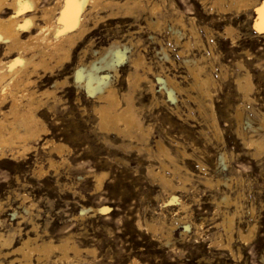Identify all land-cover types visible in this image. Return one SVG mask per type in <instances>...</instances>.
Here are the masks:
<instances>
[{"label":"rangeland","instance_id":"374dc122","mask_svg":"<svg viewBox=\"0 0 264 264\" xmlns=\"http://www.w3.org/2000/svg\"><path fill=\"white\" fill-rule=\"evenodd\" d=\"M152 1L142 0L143 6L129 14L111 18L107 12L98 14L103 18L90 38L75 46L74 59L47 78L36 79L37 90L52 89L61 100L42 116L48 130L32 143L34 148L23 155L9 152L0 159V232L15 234L13 247L0 246V264H19L15 260L19 255L11 251L37 233L40 242L69 240L82 252L70 250L65 256L57 249L46 259L34 254L30 264H133L134 260L139 264H264V149L247 143L251 138L264 139V33L256 28L258 13L254 8L231 6V0L220 2L228 8L225 12L215 4L219 0H154L163 13L158 15L163 20L159 31L148 24L156 20L149 12ZM181 16L184 25L177 23ZM229 26L236 30L234 36L226 32ZM115 39L127 44L131 60L141 53L152 69L148 79L133 89L148 131L144 140L101 128L95 107L102 102L74 83L82 51L88 50L84 61L89 63L95 58L92 50ZM130 62L118 65L117 76L110 72L119 96L131 90L129 79L135 68ZM198 63L213 80L210 96L193 86L191 70ZM249 75L252 86L240 88ZM166 76L181 88L175 90V101L159 80ZM50 139L64 144L60 157L46 144ZM158 142L174 159L160 153ZM151 168L168 175L174 190L150 174ZM99 174L104 175L100 188L96 186ZM228 215L234 217L231 231L225 224ZM150 224L160 226L158 233L148 228ZM245 235L249 240L243 239Z\"/></svg>","mask_w":264,"mask_h":264},{"label":"bare ground","instance_id":"6f19581e","mask_svg":"<svg viewBox=\"0 0 264 264\" xmlns=\"http://www.w3.org/2000/svg\"><path fill=\"white\" fill-rule=\"evenodd\" d=\"M153 1L151 2L150 6H149V12L151 13L153 18H156V20L150 19V21H148V24L151 28H153L155 30L158 28V30H159V28H162L161 25L163 24L162 18H160L158 16L161 13V12L159 13V11H160L159 10L160 9L159 4L160 3L158 4V2H153ZM162 1H164V0H162ZM222 1L223 0H219L218 2H215V4H218L219 8L221 10L223 9L222 11L225 12V10H227L228 8L225 9L223 7V5L220 3ZM200 2H201V0H200ZM262 2H260L259 0H231L230 5L231 6L234 5L238 9H245V10H247L249 7L254 8L256 10V12L258 13V19L256 22V28L258 29V25H259L260 19H261L260 13L258 10L261 7H264V2L263 3ZM149 3H150V1H149ZM205 3H207V2H205ZM145 4H146V2H145ZM142 6H143L142 0H75V3H73L72 5H69L66 2V0H52L51 2H47V0H0V159L5 158V156L8 155L9 152H11L10 155H12V156H15L16 154H22L23 155V153L26 151L29 152L33 146L32 143L41 137V133L47 132V130H48L44 124V121L42 120V118H43L42 116L44 114H46V112H47L46 110H51L52 108L54 109L56 107V104L61 99L59 98L60 96L57 97L58 95L52 89H50V90L47 89L44 91L37 90L36 89V85H37L36 79L47 78L48 75L54 73L55 69H57L59 66H62L64 63H69L71 61V59H74V58H72V56H73L72 52H74L73 49L75 48V46L77 44H80V42H82L86 38H88L93 33L94 29L97 27L98 20L100 18H103V16L99 17L98 14L103 13V12H107V13H109L108 15L111 18V16L118 15L121 12H123L124 14L133 13V11L135 9L142 7ZM166 8L167 7H165V9ZM170 9H167V10H170ZM140 10H138V12H140ZM141 11H144V10H141ZM169 12L171 13V11H169ZM178 12H179V10H178ZM245 12H248V11H245ZM167 13H168V11H167ZM173 13H176V15L178 14L177 12H173ZM162 14L163 13H161V15ZM141 15H142V13H141ZM133 16L135 17V14H133ZM179 16H180V14H179ZM117 18H119V17H117ZM114 19H115V17H114ZM182 19H183V16L178 18L177 23H181L184 25V22H186V21H184ZM174 20H176V19H174ZM167 22H169V21H167ZM174 23H176V22H174ZM164 27H165V25H164ZM176 27H178V26H176ZM172 28L175 29L174 27H172ZM170 30H171V28H170ZM177 30H178V28H177ZM159 31H161V30H159ZM171 31H173V30H171ZM178 31H180V30H178ZM183 32H185V31H183ZM191 32L197 37H198V35H200L199 33H197L194 26H191ZM226 32L229 34V36H234V33L236 32V30L232 26H229L227 28ZM176 34H177V32H176ZM151 37H153V36H151ZM137 39H139V38H137ZM155 39L157 40V38H155ZM177 40H178V38H177ZM122 43H123V41L120 42L118 39L117 40L115 39L109 45L104 46L99 50L98 49L92 50V53H93L95 58H94V60L91 61V59H93V58H92V56L91 57L89 56L91 58L90 59L91 62H89V63L84 61V59H87L84 57H86V53L88 51L87 49H84L82 51V53L84 55L80 56L78 64L76 63L77 66L75 68V73H74V78H76V79H75L74 83L78 84L79 86H83L84 88H86V90L90 94H92L94 97H97V99H99L102 102V103L100 102L101 103L100 106L98 105V107L97 106L95 107V110H96L97 114L99 115V120H100L99 123H100L101 128H103L105 130H116L117 133L119 131H123V133H124V131H125V132H128L126 134H133L137 138L141 139V138L145 137V135L147 134L148 131L145 129L146 128V127H144L145 124H143L144 122H142L138 108L135 105V101H134L135 97H133V95H134L133 89L134 88L136 89L137 86L141 84V82L148 79V77L146 75H149V74L147 72H151L152 69L149 66V64L147 65V63L144 62L146 58H144L143 54H141V53L138 54L139 56L137 55L138 57L131 60V57L128 56L129 48H128L127 44H122ZM124 43H127V42H124ZM185 44L189 45L190 43L186 42ZM132 48H134V47H132ZM135 52H136V50H135ZM82 53H80V54L77 53V54L81 55ZM162 53L165 56L167 55L164 47H163ZM134 55H136V54H134ZM131 56H132V54H131ZM75 58H76V56H75ZM166 58H167V56H166ZM127 59H129L131 61L130 63H132L133 68H135V70L133 69L135 72L133 74L131 73V75H130L131 77L129 79V84L131 86V90H129L127 93L124 92V94L122 96L120 95L121 96L120 97L118 95V91L116 90V87H114V85L112 83V79H111L112 76L110 75L111 74L110 72H115L113 74H116V76H117L118 65L124 63ZM186 63H188V62H186ZM187 67H188V65H187ZM140 69L145 70L144 72L147 74H145V73H144V75L141 74L143 72H139ZM204 70H205V68L203 66L199 65V63L195 64V66L191 70L192 75L195 78V83L193 86L198 88L199 90H201V92L203 90H205L203 92H206V94L208 96H210L211 92L209 90V86L213 80L208 75H205ZM57 71H58V69H57ZM191 72H190V74H191ZM203 73L205 76L203 75ZM151 74H152V72H151ZM155 76L157 77V75H155ZM158 76H160V75H158ZM243 78H245V77L243 76ZM159 80L161 81V84L163 85L162 87L164 89H166L170 99L175 101L177 99L176 95H175V90L181 89V88H178L179 84H177V81L175 79H173L172 77H169V76H166L165 78L159 77ZM245 80H246L245 85H243L242 83H239L240 88L249 89L252 86V83L250 80V75L246 76ZM48 81H47V83H48ZM40 82H41V80H40ZM147 82H149V81H146V83ZM147 84H149V83H147ZM38 88H39V86H38ZM151 89H152V87H151ZM199 90H198L197 94H199ZM161 91H163V90H161ZM90 94H89V96L91 97ZM245 96H247V95H245ZM190 97H191V94H190ZM192 97L194 99L195 96H192ZM247 97H249V96H247ZM51 99H53V100L50 102ZM97 99H95V100H97ZM93 100H94V98H93ZM195 100H197V98ZM198 103L200 104V101ZM93 105H95V104H93ZM96 105H97V102H96ZM200 106H199V109L201 108ZM238 109H239V107H238ZM53 111H55V110H53ZM240 112H242V111H240ZM240 112L237 111L238 115H240ZM49 113L50 112H48V114ZM212 118L214 119V117H212ZM97 119H98V117H97ZM214 121H215V125H216L217 124L216 120H214ZM97 125H98V123H97ZM122 127H124V128H122ZM144 139L145 138H143V140ZM53 140L50 139L48 141H46V140L45 141H46V144L50 147V149L52 151H57V153H59L58 156L60 157V154L62 152H64V148H65L63 146L64 144H60L59 142H54ZM147 142H148V140H147ZM144 143H145V141H144ZM247 143L250 146H255L258 150L264 149V139L251 138L250 140L247 141ZM146 144H148V143H146ZM47 145H46V147H47ZM141 145H142V143H141ZM156 145H157V143H156ZM121 146H123V145H121ZM157 146L160 150V153L165 152L166 155L168 156V158H170L171 160L174 159V157L172 156L174 154H172L170 152V150L163 143L158 142ZM33 148H34V146H33ZM141 151H142V149H141ZM63 156L64 155H62V157ZM153 156H155V155H153ZM18 157H20V156H18ZM222 157H224V156H222ZM162 159H163V157H162ZM62 160H63V158H62ZM50 162H51V166H54V162L52 161V159L50 160ZM178 167H180V165ZM151 170H152V168H151ZM152 173H153V175L155 174L157 177H160L161 181H159V182H162L166 187L173 188V190H174L175 186H174L172 180L167 178L168 175L166 176V174H162V171L152 170L150 174H152ZM171 173H173V172H171ZM175 173H177V172H175ZM179 173H181V172H179ZM39 174L40 175L43 174L42 168L39 169ZM96 177H97V181H98V185H96V186L98 188H100L102 183H103L104 175L99 174ZM157 177H155V178L157 179ZM17 182H19V181H17ZM173 198L176 200L178 199L174 195H173ZM225 200L227 201L228 198L225 197ZM229 200H230V198H229ZM178 201H180V200L178 199ZM227 202L230 203L231 201H227ZM5 204H6V202H5ZM102 210L103 211L107 210V208H102ZM31 215H33V214H31ZM231 215H236V214H231ZM15 216H17V215H15ZM25 219H27V218L25 217ZM25 219H24V221H25ZM30 219H31V217H30ZM233 220H234V217L228 215L227 221L225 222L226 227L228 229H230V231H231V228L233 227V223H234ZM28 222H30V221H28ZM159 222L160 221H158V223ZM1 224H2V222H1ZM162 224H163V221H162ZM148 228L151 230H154V231L158 230L156 224H150L148 226ZM161 228H162V226H161ZM17 229H19V228H17ZM25 233H27V231ZM30 233H32V231ZM157 233H158V231H157ZM227 233L229 234V232H227ZM164 234H167V233H164ZM37 235H38V233H37ZM31 236H32V234H31ZM36 236H35V238L32 236L33 237L32 238L29 235L27 237V239H25L21 242L20 246L18 245L19 247H14L13 250L11 251L12 254L19 255L17 257L15 256L16 257L15 260L17 259L19 264H25V263L30 264V263H32V258L34 256V254L35 255L38 254L39 259L42 257L47 258L50 256V254L54 250L56 251L57 249L62 250L64 253L63 255H65V256H68V253L70 250L75 251V252H82V251H80L81 249L80 250L78 249L80 246L78 248L75 246H71L68 243L69 240H67V239H66L67 242H65V243L56 244L58 242L60 243V240L56 243L46 242V239H45V241L43 240L40 242L38 240V238H36ZM40 236H41V234H40ZM14 237H15L14 233L5 234L4 231L1 230V232H0V246H1V248H4V247L6 249L8 247L10 248L12 246V244L14 243ZM243 239H248V236L245 235ZM84 248H87V247H84ZM90 250L92 251L94 249H90ZM86 252L88 254V251H86ZM2 253H3V251L0 250V255H3ZM84 253H85V251H84ZM60 254H62V253H60ZM92 254H94V253H92ZM4 255H5V253H4ZM38 256H35V257L37 258ZM11 257H13V256H11ZM6 258H7V256H6ZM6 258L4 260H6ZM86 259H84V260H86ZM2 260H3V258L1 259V261ZM39 261L40 260H38V263H39ZM2 262H4V261H2ZM132 263L133 264H139V262L137 260H134Z\"/></svg>","mask_w":264,"mask_h":264},{"label":"snow or ice","instance_id":"6c2138e0","mask_svg":"<svg viewBox=\"0 0 264 264\" xmlns=\"http://www.w3.org/2000/svg\"><path fill=\"white\" fill-rule=\"evenodd\" d=\"M66 2L69 4V5H72L73 3H75V0H66ZM259 13H260V23L258 25V31L264 33V7H261L259 10Z\"/></svg>","mask_w":264,"mask_h":264}]
</instances>
